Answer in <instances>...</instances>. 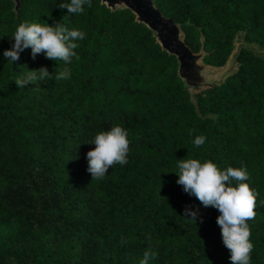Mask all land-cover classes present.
Segmentation results:
<instances>
[{"label":"trees","instance_id":"trees-1","mask_svg":"<svg viewBox=\"0 0 264 264\" xmlns=\"http://www.w3.org/2000/svg\"><path fill=\"white\" fill-rule=\"evenodd\" d=\"M59 2L0 0V264H138L146 250L149 264H229L218 211L176 183V160L189 157L246 168L250 264H264V54L242 45L231 73L192 94L177 57L131 9L89 0L67 14ZM154 3L206 65L224 66L239 36L264 48V0ZM22 21L86 36L67 65L33 59L30 47L12 64L2 54ZM41 67L50 79L15 84ZM64 67L70 77L56 80ZM113 124L128 131L127 162L92 179L85 142Z\"/></svg>","mask_w":264,"mask_h":264},{"label":"clouds","instance_id":"clouds-1","mask_svg":"<svg viewBox=\"0 0 264 264\" xmlns=\"http://www.w3.org/2000/svg\"><path fill=\"white\" fill-rule=\"evenodd\" d=\"M89 0H60L58 7L67 9V14L81 13ZM86 33L77 28H69L65 24H48L22 21L12 31L11 47L3 51V57L12 64L18 60L24 49H31L34 59L36 54L53 61L69 64L76 56L77 41L84 39ZM70 69L64 67L56 73L55 79H68ZM50 79L46 67L27 70L18 75L14 81L18 87L33 84L36 81ZM205 141L203 135L192 140L194 147ZM94 145L86 153L87 169L92 179L101 180L109 167L114 164L124 165L129 153L128 131L119 124L96 132L85 142ZM178 179L176 183L183 186V191L194 196L204 207L211 206L218 211L216 224L220 228L223 246L228 250L229 264H250V253L253 248L250 240V229L247 221L255 216V193L247 182L248 173L243 166H227L220 168L211 159L201 161L197 158L176 160L174 171ZM198 210L185 207L184 215L195 219ZM203 218L201 217V221ZM124 242L123 240L121 241ZM155 253L146 250L138 264H149Z\"/></svg>","mask_w":264,"mask_h":264},{"label":"water","instance_id":"water-1","mask_svg":"<svg viewBox=\"0 0 264 264\" xmlns=\"http://www.w3.org/2000/svg\"><path fill=\"white\" fill-rule=\"evenodd\" d=\"M14 1L16 2L15 8L17 9L19 7V0ZM102 2L106 3L111 8L127 7L131 9L136 15V20L145 23L153 31L161 47L168 53L174 54L177 57L179 63L178 73L185 80L192 94L206 86L221 82L226 75L231 73L236 67L238 51L242 45L250 46L253 49L257 46L255 44H246L242 42L233 56L232 66L226 67L223 74L216 80L208 82L203 73L213 66L206 65L202 62L204 51L201 50L199 53H195L187 46L183 39L179 24L171 17L164 15L163 12L156 7L154 0H102ZM230 59L231 56L222 67H225ZM189 84L193 87L191 88Z\"/></svg>","mask_w":264,"mask_h":264},{"label":"rangeland","instance_id":"rangeland-1","mask_svg":"<svg viewBox=\"0 0 264 264\" xmlns=\"http://www.w3.org/2000/svg\"><path fill=\"white\" fill-rule=\"evenodd\" d=\"M241 37L239 36L236 40V49L233 51L232 55H231V59L229 60L228 64L225 67H210L208 70H206L203 74L204 77L206 79V81H213L216 80L220 75L223 74V72L225 71L224 69H226V67H230L232 66L233 62V56L237 51V48L239 47V45L242 43L241 41ZM255 50L258 52H261L262 54H264V48H260L258 46H255ZM189 86L192 88L193 86L191 84H189ZM194 91V90H193Z\"/></svg>","mask_w":264,"mask_h":264}]
</instances>
